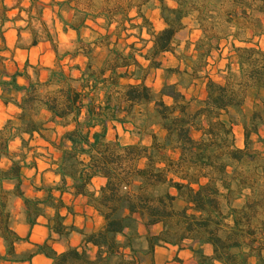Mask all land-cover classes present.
I'll return each instance as SVG.
<instances>
[{"label": "trees", "instance_id": "obj_1", "mask_svg": "<svg viewBox=\"0 0 264 264\" xmlns=\"http://www.w3.org/2000/svg\"><path fill=\"white\" fill-rule=\"evenodd\" d=\"M158 1L164 26L148 28L151 45L141 54L148 62L146 67L160 68L157 57L164 52L176 55V36L184 28L183 19L193 11L202 30V37L193 44V63L206 61L218 41L211 40V28L203 22L215 20V8L222 0H174L173 7ZM231 1L235 7L225 13L226 26L233 27L234 39L250 45H231L238 74L223 76L222 81L206 77L204 98L194 111L189 110L188 98L174 83L164 84L156 98L144 82L147 68L131 50L112 47L101 67L95 68L90 61L91 46L82 45L87 62L81 76L73 78L61 69H52L45 82L32 79L25 70L10 72L0 56V98L18 108L15 117L0 127V238L4 245L0 261L30 263L33 256L42 254L50 264H141L144 257L149 258V264H157L153 259L156 246L179 247L187 240L200 264H264V136L258 130L264 125V46L252 43L254 37H264L259 17L264 15V0ZM108 13L101 14L106 24L108 16L117 14ZM119 15L118 24L129 21L126 11ZM139 17L141 23L135 27L143 28L149 20ZM84 23L82 18L78 24H70L79 40V27ZM247 30L251 36H241ZM167 69L179 72L178 68ZM191 69L195 77L198 71L194 66ZM18 76H26V84H19ZM124 77L139 82L121 86ZM99 88L104 92L101 100L95 92ZM248 88L257 89L262 96L260 110L253 111L243 127L240 148L235 145L233 112L242 108ZM12 92L20 93L19 99ZM151 102L163 131L161 137L152 133L149 145L122 143L118 136L107 138L109 123L125 124L136 106ZM42 110L48 112L44 121L38 118ZM57 125L63 128L60 133ZM48 130L55 138L44 134ZM35 133L58 153L53 164L59 182L54 187L35 188L45 191L42 196L26 193L22 172L28 165L26 158L10 149L14 139L27 148ZM252 135L259 149L252 147ZM94 177L102 179L97 189L92 186ZM4 182L12 188H4ZM52 189L84 197L101 216L102 226L81 233L82 245L61 252L48 240L18 252L16 244L27 241V236L21 237L11 226L9 208L14 198L21 200L30 226L46 216L48 207L53 210L45 221L48 239L52 234L67 237L77 231L64 223L60 210L68 206L53 196ZM241 196L242 205H233ZM177 200L183 202L181 208L176 207ZM155 224L161 228L152 233L150 227ZM139 225L145 228L144 234ZM205 244L210 246V255L202 250ZM253 257L255 261L250 263Z\"/></svg>", "mask_w": 264, "mask_h": 264}, {"label": "rangeland", "instance_id": "obj_2", "mask_svg": "<svg viewBox=\"0 0 264 264\" xmlns=\"http://www.w3.org/2000/svg\"><path fill=\"white\" fill-rule=\"evenodd\" d=\"M163 3L168 7L176 5L174 0H163ZM60 7L65 10L64 13L66 18H71L72 21L70 24H78L81 22L82 18L85 23L79 27L81 40L76 38L71 40V44H68L67 47H59L58 56L63 58L67 54H74L77 51V48L82 45L87 47L90 45V61L95 68H98L97 64L98 60H100V56H107L106 54H108V46L105 44H110V46L123 50L124 52L131 50L138 60L144 59L141 54H145L151 45V37L147 33L148 28L150 30H159L158 28L160 24L163 23L160 16V3L158 0H67L62 1ZM125 7H127V9ZM234 7L235 6L232 4L231 0H222V4L216 6L215 8L217 12L215 20L210 22L209 19H205L203 22L206 28H211V40L213 42L218 41V47L211 50L206 61H199L198 63H193V60L196 58V52L194 51L193 44L197 39L202 37V30L200 29L201 25H199L196 20L197 12L193 11L189 16L183 19L184 28L176 36V55H172L171 53L160 54L157 58L161 61V67L158 69L148 67L145 71L144 82L152 89L156 98L159 97L160 89L164 84L174 83L177 89L183 92L188 98L189 110L194 111L199 106L200 101L204 98V82L206 77H210L217 81H222L223 76H230L232 78L236 77L238 70L231 45L233 43L236 46H247L250 44L234 39L232 36L234 30L233 27L226 26L225 13ZM136 8L139 9V15H144L149 20L147 25L143 28L135 27V24L141 23V18L136 13ZM110 11H113L114 13L116 12L117 14L114 16H108L110 18V22L109 24H106L104 19L101 17V14H107ZM125 11L128 14L127 18H129V21L124 19L123 25L118 24V20L121 18L119 14H122ZM134 14L136 15L134 16ZM59 17L61 20L64 19L62 15H59ZM136 17L140 18L139 23H134L132 21L134 18L136 19ZM259 17L264 24V15L259 14ZM17 19L21 20L23 22L22 24H24L26 28L28 27L32 29L33 34L41 36L39 32L42 33L44 30V27L42 26L44 21L42 20L41 4L34 2L32 8H30V12H23L22 15L18 14ZM244 34L245 35L241 34V36H251L249 30H247ZM256 42L261 46H264V37H254L252 43ZM131 45L133 48L130 47ZM96 47H99L100 49H97ZM112 47H110L109 50ZM192 66H194V68L198 71L195 77L192 76L191 73ZM167 68H178L179 72L171 71ZM121 79V86L127 84L126 82L129 81V78L124 77ZM261 96L262 94L255 88L246 89L242 108L239 111L236 110L233 112V116L236 119L235 125L233 126L236 145L242 144L243 127L246 123H248L252 112L260 110ZM165 102H168V100L165 99ZM153 108V102L136 106L128 119L129 121L122 126L120 124H116L115 130H109L108 137L113 138L116 134L122 143L149 145L152 133H155L160 137L163 135V131L160 129L157 119L153 114ZM38 118L40 121L45 120V115L42 114V111L38 114ZM258 130L260 135L264 136V125H260ZM57 132H61V129ZM44 134H46L48 138H55L56 136L51 130L45 131ZM193 136L197 137L198 133L193 132ZM31 140L29 141V145L27 147L28 149L25 148L23 151L14 152L23 154L26 159L29 156L42 155L45 161L50 159L51 162L52 157L55 155L54 148L52 147L53 150L48 151V148L44 145H33L36 142H31ZM252 140V147L259 149L260 144L255 141L254 135H252ZM32 149L33 153H28L27 150L31 151ZM5 163L6 161H2V164ZM26 164L29 165L31 163ZM97 184L98 183L95 182L92 186L95 188ZM26 191L27 194L32 195L31 189H27L26 187ZM247 192V190L243 191L244 194ZM243 199L244 197L241 196L233 202V205H242ZM175 205L177 208H181L183 206V202L177 200ZM9 209L10 216L12 214L15 216H19L22 213L24 214L22 204L19 206L16 202H14V199L11 200ZM50 214V211H46V216L44 217L45 220L48 216H50ZM85 215L87 216L85 219L88 225H84L81 229L77 228L78 233H89L102 226L103 220L100 215L94 216L90 213H86ZM18 219L19 218L16 220ZM160 228V224L154 226L152 225L150 227V232L156 233L160 230ZM139 230L142 234L145 233L143 225H139ZM260 232L261 231L257 229V236H260L261 238L262 235ZM81 236L82 239L76 246L82 245L83 235L81 234ZM58 240H62L60 243L64 246H67L69 242L66 237H59ZM190 245L191 243L185 240L183 241L182 246L177 247L179 249L187 248L191 250L188 247ZM30 248L31 245L26 242H19L16 245V249L20 253ZM202 250L204 254H210L209 247H202ZM91 253L93 252L91 251ZM194 256L198 258L195 252ZM254 261L255 258L253 257L250 263H253ZM35 264H37L36 261ZM141 264H149L148 257H144Z\"/></svg>", "mask_w": 264, "mask_h": 264}, {"label": "crops", "instance_id": "obj_3", "mask_svg": "<svg viewBox=\"0 0 264 264\" xmlns=\"http://www.w3.org/2000/svg\"><path fill=\"white\" fill-rule=\"evenodd\" d=\"M62 1L67 0H0V56H4V64L10 72H13L16 69L21 71L25 70L32 79L38 78L41 82L48 80L52 69H61L73 78H79L81 76L87 62V57L84 55L80 47L77 48V51L74 54H67L63 58L58 56V51L60 49L59 47H67L68 44H71V40L77 38V33L70 26L72 21L71 18H66L64 13L65 10L60 7ZM34 2H38L42 6V20L44 21L42 26L44 27V30L42 33L39 32L41 36L33 34L32 29L28 27L26 28L25 25L22 24L23 22L17 19L18 14L22 15L23 12L29 13ZM59 15H62L64 19L61 20ZM135 15L136 14H134V16ZM132 21L134 23H139L140 18L136 17V19L134 18ZM163 26V23L160 24L158 29L163 28ZM33 40H35V43H33ZM110 47L112 46H108L107 48L108 52ZM96 48L100 49L99 47ZM166 53L168 52H164L162 54ZM105 57V55L100 56V60H98L97 64L98 68L103 64ZM139 62L144 67L148 66V62L144 59H139ZM125 78H129V81L126 83L139 82L138 79L130 77ZM17 82L19 84H26L27 77L18 76ZM79 85L80 82H77V88H79ZM95 92L98 94L99 99L101 100L104 95L102 89L99 88ZM12 95L18 99L20 97V93L17 92H12ZM17 112L18 108L15 105L12 103H4V101H2L0 98V127L4 125L7 119L14 118ZM42 114L45 115L46 120L48 117V112L42 110ZM116 124L120 123H109L106 133L108 139H113L115 136H117L115 134L113 138L108 137L109 130H115ZM120 125L122 126L124 124ZM59 129H61V131L63 130V128L57 125L56 131H59ZM32 141L36 142L33 145H44L46 148H48V151L53 150L52 146L47 141L40 138L36 133L32 136L31 142ZM236 146L240 148L243 147V139L242 144ZM10 149L13 151L25 150V148H21V144L18 139H14L11 142ZM27 151L28 153H33V149L31 151ZM54 152L55 155L52 157L51 162L50 159L45 161L42 155L27 157L26 162L31 164L25 166L22 169L23 187L25 191L26 187L27 189L29 188L32 190V192L30 191L32 194L30 196H42L45 194V191L35 190V188L43 187L45 189L54 187L59 182L60 178L56 173V167L53 164V160L57 158L58 153L55 150ZM95 182L98 183L95 188H99L100 184L102 183V179L100 177H94L92 179V184L94 185ZM3 187L10 189L12 188V184L9 182H4ZM52 194L55 198L60 197L68 206V208H62L60 210L61 214L64 215V223L67 225H73L76 228L81 229L84 225H88L85 219L87 217L85 215L86 213L99 216L97 211L88 205L86 203V199L80 195H73L68 192L60 193L55 189H52ZM14 202H16L19 206L22 204L19 198H14ZM46 211H50L51 214L53 213V210L49 207L46 209ZM17 218L19 219L16 220ZM10 219L12 220V228L17 232V234L21 237L27 236V241L21 242H26L30 245L34 243H42L48 240L54 250L61 252L69 246L78 245L82 239L80 233L77 231H72L66 237L69 241L67 246H64L60 243L62 240H58L59 237L56 234H52L51 239H48V229L45 226L46 220L44 217H39L38 223L33 226H30L26 222L25 215L23 213L19 216L12 214ZM202 247L210 248V246L206 244ZM0 252H4V245L1 238ZM153 259L157 264H200L199 258L194 256V252L192 250L187 248L179 249L177 246L168 244L156 246L154 249ZM251 259L252 258H250V261ZM35 261L37 264H50V260L42 254H36L33 256L30 263H12L9 261H0V264H35Z\"/></svg>", "mask_w": 264, "mask_h": 264}]
</instances>
